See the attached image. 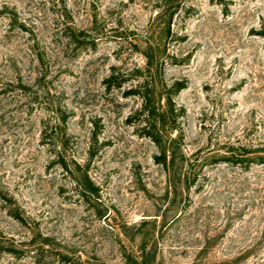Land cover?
I'll list each match as a JSON object with an SVG mask.
<instances>
[{"label":"rangeland","instance_id":"374dc122","mask_svg":"<svg viewBox=\"0 0 264 264\" xmlns=\"http://www.w3.org/2000/svg\"><path fill=\"white\" fill-rule=\"evenodd\" d=\"M239 142L264 154V0H0V244L31 250L0 264L45 239L42 264H264V163L220 159Z\"/></svg>","mask_w":264,"mask_h":264},{"label":"trees","instance_id":"16d2710c","mask_svg":"<svg viewBox=\"0 0 264 264\" xmlns=\"http://www.w3.org/2000/svg\"><path fill=\"white\" fill-rule=\"evenodd\" d=\"M137 73L140 72L139 69L135 70ZM138 74H135L137 76ZM140 75V74H139ZM123 74L117 70L115 66L111 67V72L104 77L103 83L105 87L110 88H120L122 85V78ZM184 82L182 81H174L171 84L164 86L163 91L165 93V98L167 102L168 109L172 112L173 107V95H176L181 89L184 88ZM142 84H138L134 88L129 89V92L136 93L138 91V88H140ZM150 94L149 92H144L142 94V103L140 108L136 111L137 116L141 117L140 120V128L143 131L144 135L148 137L151 141L155 143L157 146L159 153L154 155V161L155 163L161 165L163 169L168 173H172L173 169V163H174V150L172 149L173 143L176 142V138H170L169 144L166 142L163 143L162 140V134L159 132V129L156 126V121L153 119V115L155 113V108L150 103ZM181 110V109H180ZM183 110L178 114L179 116L182 115ZM92 138L93 140L96 139V132H92ZM246 143L239 142L237 145L234 143H230L227 149L228 154L227 156H223V161L229 162V163H235V164H241L243 165V169H248L250 165L252 164H262L264 163V154L247 150L245 148ZM92 152V147L91 151ZM61 167H67L65 163L62 160L61 155H57V158ZM214 162L217 161V159L213 160ZM79 184V183H78ZM83 186L81 185V189L84 191L89 190L88 192H96V187L94 184L88 179L87 176H85L84 181L82 182ZM0 234H3V232L0 230ZM45 242H42L37 248V252H33V254L37 257L34 261L37 264H42L43 262V255L44 251H46V248L44 245H47L49 242L47 239L44 240ZM47 241V242H46ZM0 249L5 250L6 252L12 254L13 256H20L23 257L27 255L31 250L28 248H17L10 242V244H0ZM35 249H32L34 251ZM59 259H61L62 263H69L70 258L66 254H62L61 252H58Z\"/></svg>","mask_w":264,"mask_h":264}]
</instances>
